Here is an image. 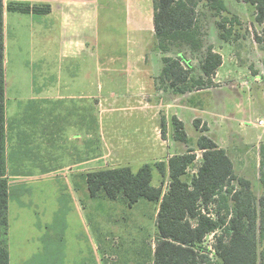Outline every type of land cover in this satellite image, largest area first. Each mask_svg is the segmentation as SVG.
<instances>
[{"label": "crops", "instance_id": "0c3cea01", "mask_svg": "<svg viewBox=\"0 0 264 264\" xmlns=\"http://www.w3.org/2000/svg\"><path fill=\"white\" fill-rule=\"evenodd\" d=\"M13 1H20V3L28 4L31 7L49 6L50 12L37 14L6 10L5 77L8 46L7 13L28 15L33 22L37 16L44 17L41 18V21L49 23L50 26L40 28L45 34L55 32L57 35L60 68L59 71L44 70L39 73L38 77L41 83L35 81V73H27L29 79L25 89L9 90L6 88V158L10 146L8 142L10 134L11 154L14 159V167L11 172L7 168L9 196L13 194L23 198L32 195L34 189L41 191L55 189L64 192L82 191L89 194L88 174L111 169L101 166V164L107 163V156L100 152V136L104 137L101 138V141L105 145L107 142L112 143L108 155L113 161L121 163V167L129 161L137 160V156L140 159L147 157L150 151L154 152L150 158L162 157L163 139L160 133L156 140V134H154V139H151L147 138L146 134L136 131L128 139L120 138L122 142L119 143L122 144L118 147L116 138L110 136L111 130L108 129V138L104 136L105 123L102 120L104 112L100 114L101 106L107 111L109 108L113 109L110 112H114L116 107H121L117 110H122L124 106H129V109L141 111L143 120L148 115L146 106H140V102L143 100L140 98L142 92H139L141 89H138V86L140 83L146 84L145 89L148 91L145 90V92L150 95L156 92V87H158L156 83L149 81L152 79V61L162 63V57L157 56L159 54H157L158 45L154 26V0H6V6L7 2ZM235 2L238 3L240 9L229 11L238 16L246 14L247 6L242 1L235 0ZM118 38L124 41L123 45L128 48L123 55L114 51L118 48L116 42ZM232 43L223 44L219 39L214 43L219 48L221 47L216 52L223 57V64L220 67L222 70L225 66H231L237 59L236 54L231 58L228 55L229 50L233 48L242 50L246 48V45H250L249 48L255 50L260 58L264 57V46L259 45L253 37L250 40L247 36L245 39H237L236 43ZM250 43H253V46ZM99 51L103 54V58H99ZM149 51L152 53L150 54ZM253 54L254 52H252ZM154 55L156 59H154ZM220 69L216 74L217 79L219 73L225 76L227 82L229 80L241 82L244 78L241 73L220 71ZM116 72L128 75L129 87L122 93L119 100L109 101L100 94L106 88L104 85L100 88V74L106 75V78L109 79ZM261 77L256 78L259 80ZM212 92V90L198 91L190 97H205L207 94L211 95ZM9 95L13 101L10 105V117L8 118ZM188 95L190 94L183 97L184 101L190 99ZM111 96L114 98V93H111ZM170 103L172 105L171 101ZM187 103L186 108L175 106L176 109L171 105L166 106L167 109L171 108L177 112V116L174 117L184 122L185 126L184 115H178L181 109L195 111L193 115H196L197 120H202L203 126L205 122L211 123L210 117L219 116L216 115V112L215 114L207 113V107H200L199 103H191L190 107ZM163 107L160 106L158 111ZM249 110L253 115L251 107ZM152 114L151 119L155 121V126L157 125L156 119L162 118V113L160 116L159 112L156 114L152 111ZM247 114L249 115V113ZM220 118L227 117L220 116ZM227 119L233 121L231 117ZM114 122L117 121L114 120ZM107 125L110 128L119 125L129 126L127 120L116 124L108 120ZM216 125L222 134L229 131L228 127H233L231 122H223V120L216 122ZM199 130L197 129L198 132ZM148 142L150 143L149 149H151V145L154 146L153 150L146 149ZM218 145L224 148L221 143ZM256 165L258 168V158ZM12 178L18 180L10 183ZM25 178L33 179V181L52 178L62 180V184H32L28 186L24 181ZM60 194L59 199H66L65 193ZM91 199H97V197H91ZM22 207L24 208V206ZM11 210L12 203L9 197V229L12 223ZM65 236V233L43 231L15 234L8 241L10 264H66L67 243ZM49 256H53V258Z\"/></svg>", "mask_w": 264, "mask_h": 264}, {"label": "rangeland", "instance_id": "374dc122", "mask_svg": "<svg viewBox=\"0 0 264 264\" xmlns=\"http://www.w3.org/2000/svg\"><path fill=\"white\" fill-rule=\"evenodd\" d=\"M223 1L231 11L240 9V6L237 5L238 3L235 0ZM11 3L18 4L20 1L7 2V6ZM247 8V13L241 16L233 13L230 15L225 13L214 18L210 8L202 3L198 11H200L202 25L207 27V44L214 45V43L218 42L219 30L216 26L217 21L223 22V19L226 18L230 21L236 16L238 17V21H235L233 23L234 26L231 27L234 34L230 40L231 44H233L232 42L236 43L237 39H245L247 36H249L250 40L253 37L255 41L256 37H261L264 26L256 22L255 10L248 6ZM41 18L44 17L37 16L33 22L28 15L7 13L8 46L6 88L9 90L27 88L29 79L27 73H35V81H40L41 83L38 77L39 73L44 72V70L59 71V42L57 35L55 32L45 34L42 31L40 27H48L50 24L41 21ZM116 42L118 48L117 50L114 49V51L117 54H125L128 48L123 45L124 41L118 38ZM251 45L253 46V43ZM215 47L216 51L221 48L216 44ZM245 47L242 50L236 48L229 50L228 55L230 58L235 54L238 57L231 66H225L223 70L220 69V71L241 73V76L244 77L242 81L236 80L237 82H235V80H229L227 82L225 76L219 73L218 79L217 77L213 79V85L208 89L202 90H212L211 95L207 94L205 97L201 96L200 98L190 97L192 94L198 92L195 91L188 95L190 97L188 101H184V96L176 97L171 91L166 90L160 84L156 87V92L151 93V95L146 94L145 90L148 91V89H145L146 84L140 83L138 89H141L139 91L142 92L140 98L143 100L140 102V106H146L148 113L145 120L141 117V111H134L133 108L129 109V106H124L122 110H117L121 107H116L114 112H110V110H113L111 108L107 111L106 108H102L101 106L100 114L104 112L102 115V120L105 123L103 128L104 136L108 138V129L111 130L112 133L110 136L116 138V145L118 147L122 144L119 143L121 141L120 138L128 139L136 131L146 134L147 138L151 139H154V134H156V140L160 133L163 139L162 157L150 158L151 154L154 153L150 151L147 157L140 159L137 156V160L123 164V167H132L134 171H138L144 164L155 165L161 162L167 163L172 156L180 155L186 153L189 149H193L197 156L195 165L189 170V175L193 176L200 167L203 154L197 148V141L202 133L200 131L198 132L194 126V122L197 120L196 115H193L195 111L178 109L180 110L178 115H184L186 130L190 138L189 144H184L174 138L172 118L177 116V112L171 108L167 109L166 106L171 105L170 101L172 102V108L175 106L177 108H186V102H188V106L191 103H199L201 104L200 107H207V113L215 114L216 112V115H219L210 117L211 123L205 122V126L207 125L208 127L209 124L210 126L204 134L215 140L217 144H222L234 161L237 176L251 180L257 196L259 198L264 196V190L259 186V170L260 166H262L261 162L264 159L261 154L262 149H264V127L258 125V120H264V57L260 58L255 53V50L249 48L250 45H246ZM157 51V54H159L157 56L165 57L159 49ZM252 52H254L253 55ZM149 53L151 54L152 52L149 51ZM98 54L99 58H103L101 51ZM166 56H173V54H167ZM188 56L191 58L190 55ZM154 59H156L155 55ZM194 64L196 73L199 74V60L194 61ZM151 65L152 79L149 81L156 83L161 75L163 62L152 61ZM258 76L262 77L257 80L256 77ZM110 77L107 79L106 75L100 74V88L102 85L106 87L105 91L100 94L109 101H117L122 97V93L127 91L129 78L126 73L122 74L117 72L113 73ZM139 92L137 91V93ZM111 93H114V98H112ZM8 98L7 116L9 118L10 105L13 100L10 95ZM160 106L164 107L158 111ZM249 107L252 108L253 115L250 114ZM152 111L156 114L159 112L160 116L162 113V118L156 119L157 125L155 126V121L151 119L153 115ZM207 113L205 114L207 115ZM246 113H249V115H246ZM220 116L231 117L233 121L227 118H220ZM122 119L127 120L129 126L119 125L115 128H110L107 125L108 120L116 124L117 122H123ZM162 119L166 120L167 125L165 136H162ZM114 120L117 122L115 123ZM222 120L223 122H231L233 125V127H228V133L227 131L224 134L220 133L221 130L216 125V122H222ZM201 126H203L202 120ZM102 137L100 136V152L105 153V156H107V163H103L101 166L111 169L112 167H121V163L116 160L113 161L108 155L112 143L107 142L105 145L101 141ZM8 142L10 146L7 156V168L11 172L14 167V159H12L11 154L10 134L8 136ZM149 145L150 143L148 142L146 149L153 150L154 146L151 145V149H149ZM257 158L259 161L258 168L256 167ZM17 180L12 178L10 183H14ZM24 181L28 186L32 184H62V180L52 178H47L44 181H33V179L25 178ZM152 184L155 187H162L166 193L170 184L168 171L162 174L157 168H154ZM34 190L32 195L24 196L23 198L16 197L13 194L10 195L12 203V210L10 212L12 223L10 229L8 228L7 231L8 241L15 234L24 232L43 231L49 233H65L67 243L66 264L154 263L153 251L158 234V203L143 199L139 203L130 206L123 198L111 200L100 195L97 199H91L88 192L86 195L82 191L64 192L56 191L55 189H48L47 191ZM60 193H65L67 195L66 199H59ZM215 241V236H208L204 245L207 248L215 250ZM260 251H264V242L261 244ZM49 257L53 258V256Z\"/></svg>", "mask_w": 264, "mask_h": 264}, {"label": "trees", "instance_id": "16d2710c", "mask_svg": "<svg viewBox=\"0 0 264 264\" xmlns=\"http://www.w3.org/2000/svg\"><path fill=\"white\" fill-rule=\"evenodd\" d=\"M255 10L256 22L264 26V0H239ZM204 3L217 18L231 12L223 0H154V26L158 49L165 55L159 84L176 97L202 91L213 85L223 64L215 45L207 44L206 26L200 19ZM46 14L49 6L31 7L23 3L0 0V264H10L8 247L9 179L6 158V77H5V12ZM231 21V22H230ZM217 21L218 39L229 44L234 22ZM206 31V32H205ZM256 42L264 45V30ZM173 54V56H166ZM191 58H189V56ZM199 60V74L194 61ZM170 93V92H169ZM175 140L189 144L184 122L172 118ZM194 126L202 133L197 148L202 161L193 176L195 150L171 157L167 163L144 164L138 171L119 167L89 173L87 184L92 198H119L133 206L145 199L159 204L153 264H264V196L258 197L251 180L238 177L235 164L224 148L204 134L207 126L201 120ZM167 130L162 119V136ZM261 154L264 158V149ZM259 172V186L264 190V159ZM168 171L170 184L165 193L153 186V171ZM215 234V250L204 244Z\"/></svg>", "mask_w": 264, "mask_h": 264}, {"label": "built area", "instance_id": "2783aa9c", "mask_svg": "<svg viewBox=\"0 0 264 264\" xmlns=\"http://www.w3.org/2000/svg\"><path fill=\"white\" fill-rule=\"evenodd\" d=\"M258 125H260V126H262V127H264V120H258ZM215 236V234H211L210 236ZM212 250V249H211ZM214 251V250H213Z\"/></svg>", "mask_w": 264, "mask_h": 264}]
</instances>
